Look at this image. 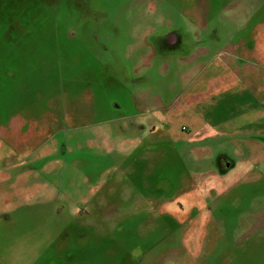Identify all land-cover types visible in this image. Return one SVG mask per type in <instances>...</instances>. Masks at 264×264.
<instances>
[{
    "label": "rangeland",
    "instance_id": "obj_1",
    "mask_svg": "<svg viewBox=\"0 0 264 264\" xmlns=\"http://www.w3.org/2000/svg\"><path fill=\"white\" fill-rule=\"evenodd\" d=\"M0 264H264V0H0Z\"/></svg>",
    "mask_w": 264,
    "mask_h": 264
},
{
    "label": "crops",
    "instance_id": "obj_2",
    "mask_svg": "<svg viewBox=\"0 0 264 264\" xmlns=\"http://www.w3.org/2000/svg\"><path fill=\"white\" fill-rule=\"evenodd\" d=\"M196 79H197V77L195 76V77H193V79H192V81H193V85H195V82H196ZM208 84H210V83H208ZM191 88V87H190ZM190 88H187V89H183V91H182V93L180 94V96H181V98L184 100V108L185 109H189V107H190V105L193 103V102H196V98L198 97V95L201 93V91H200V89L202 88V87H197L196 88V90L194 91V92H190L189 90H190ZM210 88H211V92H213V90L212 89H214L213 87H212V85L210 86ZM206 89H207V86H206ZM185 98V99H184ZM148 104L145 102V104L143 105L144 107H146ZM133 107H136L135 105L133 106ZM159 108V107H158ZM140 115H141V113H140ZM197 124H199V125H194V132L193 133H195L194 135H193V133L191 134V135H188V137H189V140H195L194 138H198V139H201V137L203 138L204 136H199L198 135V132H200V129L203 127V125L202 124H200V122H197V121H195ZM209 126V125H208ZM131 128H133V134L131 135V137L130 136H128V139L130 140V141H132V142H134V141H137V140H141L147 133V130H148V127H147V124H146V122L144 123L143 122V120L141 121H138V122H134V123H131ZM210 131V130H209ZM208 131V133L207 134H210L211 132H209ZM118 134H113L110 130H105V131H101L100 133H99V135H98V137H100V147H102V145H101V143H106V142H110V141H112V140H115L116 138H115V136H117ZM210 136H211V134H210ZM210 136H208V137H210ZM201 141V140H200ZM122 142V141H121ZM121 144H123V143H121ZM127 144V143H126ZM113 145V144H112ZM112 145H110V146H112ZM99 146V145H98ZM124 146V145H123ZM128 147V148H127ZM125 149L127 150V152L129 153V154H134L136 151H137V145H134V146H132V145H130V146H127ZM65 148H67L66 146H65ZM192 151H196V152H201L202 153V149H200V148H198V147H196V144L192 147ZM191 151V152H192ZM62 151L60 150V153H61ZM62 155H64L65 154V152L64 153H61ZM50 162H53V160L52 161H50ZM222 166L224 167V169H218V171L220 172V174H221V176H226L227 174H229L230 172H229V170H231L230 168H231V165H229V163H222ZM221 166V167H222ZM127 190H128V192H130V194H128L127 193ZM130 190V191H129ZM143 194H141L140 192H138L137 193V191H134V187H132L130 184H127V186H124L123 188H122V193H121V198L123 199V202L124 201H129L128 203H137L138 201H137V199L140 197V196H142ZM147 195L148 194H145V195H143L141 198L142 199H144L145 197H146V200L148 199L147 198ZM94 199H97V195H95V194H91V193H89V194H86V197L85 198H83L82 199V201H84V202H87V204H92L91 202H93L94 201ZM98 199H101V198H98ZM146 200H145V202H146ZM101 202V201H100ZM127 203V204H128ZM180 207H181V205H180Z\"/></svg>",
    "mask_w": 264,
    "mask_h": 264
},
{
    "label": "flooded vegetation",
    "instance_id": "obj_3",
    "mask_svg": "<svg viewBox=\"0 0 264 264\" xmlns=\"http://www.w3.org/2000/svg\"><path fill=\"white\" fill-rule=\"evenodd\" d=\"M172 35H173V37H169V38H170L171 41H174L176 39V36L174 34H172Z\"/></svg>",
    "mask_w": 264,
    "mask_h": 264
}]
</instances>
